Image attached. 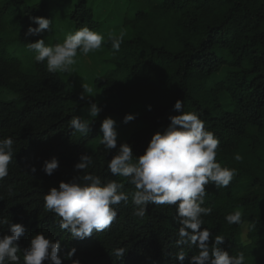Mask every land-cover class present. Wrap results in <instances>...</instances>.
<instances>
[{
    "label": "trees",
    "instance_id": "obj_1",
    "mask_svg": "<svg viewBox=\"0 0 264 264\" xmlns=\"http://www.w3.org/2000/svg\"><path fill=\"white\" fill-rule=\"evenodd\" d=\"M120 27L100 16L93 0H0V89L19 94L17 102L0 101V139L14 140L9 174L0 180V218L26 227L20 237L22 249L42 232L60 242L62 264H180L176 254L186 253L183 264L198 254L195 246L178 245L179 218L174 205L149 204L143 217L133 214L131 195L127 204L116 206L117 217L102 232L84 239L72 238L59 227L60 218L44 207V195L60 181L83 176L74 165L90 154L87 172L102 182L116 180L132 193L126 178L114 176L107 164L117 150L108 151L100 142L87 150L89 135L77 138L70 121L79 107L94 101L101 108L90 129L107 115L127 113L141 119L140 127L120 143L132 145L134 159L144 153L152 135L163 132L170 116L179 114L175 102L183 101L184 112H195L205 128L219 139L217 162L237 169L224 188L206 185L203 216L214 240L225 237L221 248L231 255L244 252L245 264H264V0H128ZM66 18L69 30L87 26L105 36L102 45L106 67L94 77V85L106 94L101 100L81 99L82 92L70 87L58 74L47 71L45 62L28 66L12 55L11 43L27 45L46 38L50 30L25 36L37 25L34 16L52 18V10ZM124 33L119 51L109 34ZM149 106L151 109L149 110ZM240 155V161L235 156ZM56 157L59 167L48 175L45 160ZM36 171L32 172V167ZM244 212L242 224H229L226 216ZM243 228L245 232L243 233ZM9 233L8 225L0 234ZM211 247V244H210ZM72 248L71 258H64ZM125 255L117 259L116 249ZM43 264H48L44 261Z\"/></svg>",
    "mask_w": 264,
    "mask_h": 264
},
{
    "label": "clouds",
    "instance_id": "obj_2",
    "mask_svg": "<svg viewBox=\"0 0 264 264\" xmlns=\"http://www.w3.org/2000/svg\"><path fill=\"white\" fill-rule=\"evenodd\" d=\"M37 26L28 27L25 36L37 35L52 29V19L44 16L30 18ZM124 33L119 36L109 34L108 40L115 51L123 43ZM105 36L87 26L66 34L62 43L48 44L44 38L29 42L27 49L35 53L36 62H45L50 73H72L77 64L78 52L88 55L101 49ZM81 99L94 96L88 85H83ZM151 106H149V110ZM174 109L179 113L170 116V123L161 132L156 131L143 154L134 159L132 145L124 142L117 147L118 132L116 121L106 117L101 122L103 133L101 144L108 151L117 150L107 164L114 176L127 179L135 191L126 193L124 184L116 180L102 182L101 178L87 169L94 161L90 154H82L74 165L83 170V176H75L65 182L60 181L58 188L51 187L44 195V207L60 218L59 227L71 234L72 238L84 239L93 232H102L109 228L117 217L116 206L121 202L127 204L129 195L136 206L133 214L143 217L149 204L174 205L179 218L178 245L188 243L198 249V254L189 258V264H245L244 252L236 255L220 247L225 237L216 235L210 241L211 233L204 225L203 216L210 215L212 209L202 206L207 195L206 185L214 183L216 188L227 187L237 175V169L222 166L217 162L219 139L205 128V122L195 112H184L183 101L177 100ZM101 108L94 101L90 102L89 116L95 119ZM135 119V114L127 113L124 122ZM92 120L73 117L70 129L87 135ZM14 140L11 137L0 139V180L9 174V165L13 160ZM240 155L235 160L240 161ZM59 167L56 157L45 160L43 171L52 175ZM36 169L33 166L32 172ZM244 212L240 209L229 213V224H242ZM8 225L9 233L0 234V264H62L60 242L53 240L42 232H37L27 248L22 249L20 237L26 227L20 223H11L8 218H0V226ZM211 244V247H210ZM76 249L72 248L64 258H71ZM117 259L123 258L125 250L116 249L113 253ZM176 259L183 264L186 253L180 251ZM72 264H80L78 260Z\"/></svg>",
    "mask_w": 264,
    "mask_h": 264
},
{
    "label": "rangeland",
    "instance_id": "obj_3",
    "mask_svg": "<svg viewBox=\"0 0 264 264\" xmlns=\"http://www.w3.org/2000/svg\"><path fill=\"white\" fill-rule=\"evenodd\" d=\"M37 0H29V3H34ZM58 2H66V0H56ZM97 4V9L100 16L108 22L109 25L114 27H120L123 23L124 17L128 9V0H93ZM52 29L45 38L46 43L56 44L62 43L66 34L71 33L68 28L69 23L66 18H63L59 14V10H52ZM10 50L13 51L12 55L19 59L23 65L28 66L33 60L35 53L28 51L27 45H17L16 43H11ZM105 52L101 47L100 50L91 52L88 55H83L78 52L77 64L74 66V71L72 73L58 72L59 76L67 82L70 87L77 89L83 93V85H88L93 90L94 99L101 100L106 97V94L101 89H97L94 85V77L96 74L100 73L103 68L106 67L104 63ZM19 99V94L7 89H0V101L3 102H17ZM89 106L79 107L77 115L82 120H92L88 114ZM112 117L115 121V127L118 132V141H122L128 137V135L140 127L141 119L135 117V119L125 123L123 117H117L112 115H107L102 117L101 122L106 117ZM101 122L100 125L91 130L87 135L86 146L87 150H94L98 143L102 139L103 133L101 132ZM87 135H82L79 132L74 131V136L77 138H82ZM243 228V233L245 232ZM189 264V261L186 263Z\"/></svg>",
    "mask_w": 264,
    "mask_h": 264
}]
</instances>
